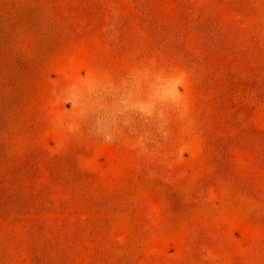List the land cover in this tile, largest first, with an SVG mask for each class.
I'll list each match as a JSON object with an SVG mask.
<instances>
[{
	"label": "rangeland",
	"instance_id": "1",
	"mask_svg": "<svg viewBox=\"0 0 264 264\" xmlns=\"http://www.w3.org/2000/svg\"><path fill=\"white\" fill-rule=\"evenodd\" d=\"M0 264H264V0H0Z\"/></svg>",
	"mask_w": 264,
	"mask_h": 264
}]
</instances>
